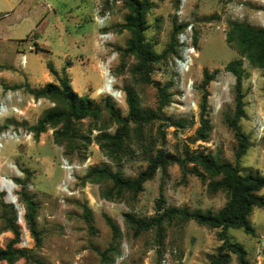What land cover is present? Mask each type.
Instances as JSON below:
<instances>
[{
  "label": "rangeland",
  "instance_id": "obj_1",
  "mask_svg": "<svg viewBox=\"0 0 264 264\" xmlns=\"http://www.w3.org/2000/svg\"><path fill=\"white\" fill-rule=\"evenodd\" d=\"M151 1L153 5L145 12L144 36L156 52H164L175 25H183L173 40L175 50L167 51L152 73L153 79L168 86L170 98L162 118L142 125L130 120L120 135L122 124L105 104L110 102L127 116L125 87L135 89L142 108L158 113L159 105L158 89L137 79L132 71L136 57L124 51L131 36L124 26L129 13L125 0H0V69L11 75L0 78L2 97L13 91L8 105L24 111L18 114L11 109L0 115V135L11 134L1 138L0 146V247L16 236L14 225L20 232L16 246L33 258L19 257L0 264H102L100 252L112 244L114 249L108 252L105 264H209L210 256L222 243L221 228L194 220L174 217L138 235L126 220V213L142 218L155 215L160 198L166 206L192 210L216 212L224 206L226 191L212 192L208 180L190 171L192 164L170 162L158 168L138 195L118 189L112 179L91 175L90 171L106 166L125 177H135L159 149L183 157L186 147L220 153L224 161L235 163L238 140L227 118L235 113L236 79L225 65L238 57V52L227 41L226 31L230 20L264 26V3ZM97 11L106 16L103 27L96 20ZM102 32L110 35L109 40L101 42ZM190 50L191 59L185 63L184 54ZM22 53L26 54V64ZM109 56L113 57L108 69L121 99L106 91L99 66ZM64 67L73 89L95 99L102 111L74 120L68 127L64 122L49 123L36 137L30 127L45 109L62 103L36 97L25 87L16 86L39 88L47 82L58 83ZM181 67L187 70L182 72ZM204 68L221 69L208 86L213 128L206 141L194 140L200 124L199 85ZM244 69L246 116L240 125L250 137V146L240 160V169L243 174L259 171L264 175V67L246 61ZM23 193L39 204V244L25 220ZM260 193L264 194V188ZM106 217L119 226L118 237H114ZM250 219L254 235L242 228H229L227 235L245 247L250 264H264V207H255ZM229 264H238L235 254Z\"/></svg>",
  "mask_w": 264,
  "mask_h": 264
},
{
  "label": "trees",
  "instance_id": "obj_2",
  "mask_svg": "<svg viewBox=\"0 0 264 264\" xmlns=\"http://www.w3.org/2000/svg\"><path fill=\"white\" fill-rule=\"evenodd\" d=\"M129 13L126 16L124 26L131 32L127 40L125 52L132 53L136 57V64L133 66V73L138 76L137 79L155 85L159 93L158 113L144 109L140 105L137 92L133 87H125L126 102L129 107L127 116H122L116 107L110 102L105 104L111 114L122 124L118 134L123 131L130 120L137 124L149 123L152 120L162 118L163 108L168 104L170 93L168 86L161 85L159 81L153 79L152 73L154 65L166 57L167 51L175 50L176 34L183 27L182 24L175 25L174 35L171 43L162 53L156 52L144 36L147 28L145 12L153 3L151 0H125ZM226 39L232 44L238 52V57L232 59L225 65V70L234 75L235 82V113L232 118H227V123L235 132L238 140L236 149V162L224 161L220 153L211 151H191L185 148L183 157L159 149L154 156H150L146 168L140 171L135 177H125L119 172H114L108 167H94L91 169V175H99L110 178L114 181L118 189H125L138 195L143 189L147 180L151 179L158 168L166 167L170 162H179L182 166L192 164L190 171L199 176L202 180H208V187L212 192L220 190L226 191L228 198L224 206L214 212L210 209L192 210L189 207L166 206L162 198L157 200L156 214L142 218L134 214L126 213V220L131 223L134 234L138 235L142 231L149 230L153 227H160L162 223L174 217H179L183 221L194 220L199 224L206 225L210 228H221L219 233L222 243L218 246L216 253L210 256L209 264H229L232 254L237 256L238 264H250L247 259V250L245 247L230 239L227 235L229 228H242L246 233L254 235L255 227L253 226L250 215L255 207H264V194L260 191L264 188V175L259 171H250L243 174L240 169V160L247 152L250 146L249 135L243 132L240 120L246 116L244 93L242 89L243 78L245 75L244 64L248 61L251 65L264 67V26H253L246 21L230 20L226 31ZM50 71L56 74V70L51 64H48ZM64 67V75L60 77L58 83L47 82L42 87L33 88L29 84L17 85L16 87H25L36 97H47L55 101H60L62 105H55L45 109L39 117L37 123L30 129L38 137L42 132L47 130V126L52 122H64L70 126L74 120L82 119L88 115L97 116L102 111L101 105L96 103L88 95H79L72 87ZM221 69L215 68L210 70L204 68L202 81L199 85L202 90L200 99L199 126L195 131L194 140L206 141L212 131V123L209 117V84L217 77ZM119 139V136H113ZM23 200L26 205L25 220L31 233L39 244L41 242L40 231L37 229V210L39 204L23 193ZM89 209L86 208V211ZM108 225L113 229L114 237L120 234L119 226L109 217H106ZM15 237L5 246L0 247V262L14 261L19 257L33 259L30 253L21 247L16 246L20 239L18 228L12 225ZM114 249L112 244L100 252L102 264L108 257V252Z\"/></svg>",
  "mask_w": 264,
  "mask_h": 264
},
{
  "label": "built area",
  "instance_id": "obj_3",
  "mask_svg": "<svg viewBox=\"0 0 264 264\" xmlns=\"http://www.w3.org/2000/svg\"><path fill=\"white\" fill-rule=\"evenodd\" d=\"M262 2L264 3V0H262ZM100 11H97L96 13V20L98 22V24L103 27L105 25V17L106 16H101L100 14ZM99 38L101 40V42H105L107 40H109L110 38V35L108 33H105V32H102L100 35H99ZM24 56H26L25 54H23ZM113 56H109L107 58V61L106 63H110L111 59H112ZM103 62V61H102ZM109 72H110V69H109ZM111 73V72H110ZM114 79V78H113ZM119 95H120V98L122 97L121 93L119 92ZM13 97V91L9 90L5 93L3 99L1 100L0 102V115H3L5 113H7L9 110L13 109L16 113L18 114H23V110L20 109L18 106L16 105H13V106H9L8 105V101H10ZM68 168H71L72 169V166L71 165H68Z\"/></svg>",
  "mask_w": 264,
  "mask_h": 264
},
{
  "label": "bare ground",
  "instance_id": "obj_4",
  "mask_svg": "<svg viewBox=\"0 0 264 264\" xmlns=\"http://www.w3.org/2000/svg\"><path fill=\"white\" fill-rule=\"evenodd\" d=\"M193 50H190V51H187L184 55H185V63H189L190 61V52H192ZM25 60H26V56L22 55V62L25 63ZM99 66L100 68L102 69V72L105 76V87H106V91L107 92H110L111 95L113 97H116L118 98L119 97V91L115 89L114 87V79H113V76H111L110 72H109V69H108V65L106 62H100L99 63ZM188 68V66H187ZM187 68L185 70H187ZM185 70H183V68L181 67V71L184 72ZM113 84V85H112ZM11 136V134L9 132H6L2 135H0V146L2 145L1 143V138L4 137H9Z\"/></svg>",
  "mask_w": 264,
  "mask_h": 264
},
{
  "label": "crops",
  "instance_id": "obj_5",
  "mask_svg": "<svg viewBox=\"0 0 264 264\" xmlns=\"http://www.w3.org/2000/svg\"><path fill=\"white\" fill-rule=\"evenodd\" d=\"M30 47V46H29ZM25 54V53H24ZM23 55V53H22ZM26 55V54H25ZM26 64V63H25ZM25 64L22 63V65L25 67ZM10 76V77H9ZM6 78V79H9L11 78V75L8 74V71L5 70V69H0V78ZM46 77H49V71H46ZM9 91V90H8ZM3 88H2V85H0V95H1V100H2V95H3Z\"/></svg>",
  "mask_w": 264,
  "mask_h": 264
},
{
  "label": "water",
  "instance_id": "obj_6",
  "mask_svg": "<svg viewBox=\"0 0 264 264\" xmlns=\"http://www.w3.org/2000/svg\"><path fill=\"white\" fill-rule=\"evenodd\" d=\"M35 1H37V0H35Z\"/></svg>",
  "mask_w": 264,
  "mask_h": 264
}]
</instances>
